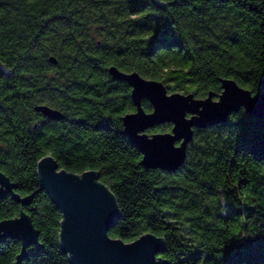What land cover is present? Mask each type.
<instances>
[{"label": "trees", "instance_id": "obj_1", "mask_svg": "<svg viewBox=\"0 0 264 264\" xmlns=\"http://www.w3.org/2000/svg\"><path fill=\"white\" fill-rule=\"evenodd\" d=\"M111 66L170 94L218 96L222 79L259 94L264 0H0V173L15 194L33 197L27 206L0 199V222L25 212L40 244L21 264H69L61 214L36 174L46 156L69 173L100 174L120 212L111 239L162 237L158 257L168 264H264V120L241 110L196 130L178 171L146 170L122 134L135 108ZM39 105L65 118L49 121ZM20 249L15 239L2 243L0 264Z\"/></svg>", "mask_w": 264, "mask_h": 264}, {"label": "water", "instance_id": "obj_2", "mask_svg": "<svg viewBox=\"0 0 264 264\" xmlns=\"http://www.w3.org/2000/svg\"><path fill=\"white\" fill-rule=\"evenodd\" d=\"M50 62L56 64L54 58ZM108 74L113 82L125 83L131 89L135 112L122 117V134L138 149L142 157L140 165L146 170L178 171L185 163L187 147L196 130L225 124L241 110L264 120V79L262 92L256 95L234 80L222 79L218 96L208 93L198 99L192 93L169 94L163 83L147 80L136 72L125 73L111 66ZM144 101L151 106V112L143 109ZM34 111L49 121L65 118L45 105L36 106ZM166 124L171 125L169 132L148 133ZM36 167L40 185L61 214L59 246L69 264H168L158 257L166 250L162 237L146 234L124 243L108 236L119 221L120 212L114 194L100 181L98 172L69 173L60 169L51 156L39 160ZM14 189L11 181L0 173V199L11 196L23 206L32 202V196L21 198ZM38 238L25 212L0 222V245L9 239L21 245L13 264H21L30 247H39Z\"/></svg>", "mask_w": 264, "mask_h": 264}, {"label": "flooded vegetation", "instance_id": "obj_3", "mask_svg": "<svg viewBox=\"0 0 264 264\" xmlns=\"http://www.w3.org/2000/svg\"><path fill=\"white\" fill-rule=\"evenodd\" d=\"M130 89V88H129ZM130 91H131V89H130ZM170 94V93H169ZM144 102H146V101H144ZM142 105H143V103H142ZM135 112V111H134Z\"/></svg>", "mask_w": 264, "mask_h": 264}, {"label": "snow or ice", "instance_id": "obj_4", "mask_svg": "<svg viewBox=\"0 0 264 264\" xmlns=\"http://www.w3.org/2000/svg\"><path fill=\"white\" fill-rule=\"evenodd\" d=\"M177 147H179V145H177Z\"/></svg>", "mask_w": 264, "mask_h": 264}]
</instances>
